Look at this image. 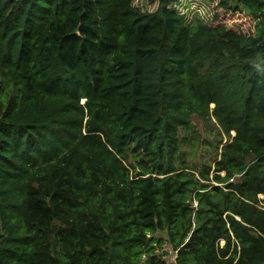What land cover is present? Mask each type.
I'll return each instance as SVG.
<instances>
[{
    "label": "trees",
    "instance_id": "1",
    "mask_svg": "<svg viewBox=\"0 0 264 264\" xmlns=\"http://www.w3.org/2000/svg\"><path fill=\"white\" fill-rule=\"evenodd\" d=\"M174 1L0 0V264H264V0Z\"/></svg>",
    "mask_w": 264,
    "mask_h": 264
},
{
    "label": "rangeland",
    "instance_id": "2",
    "mask_svg": "<svg viewBox=\"0 0 264 264\" xmlns=\"http://www.w3.org/2000/svg\"><path fill=\"white\" fill-rule=\"evenodd\" d=\"M217 4L218 0H175L174 3L169 6V9L180 15L187 23L199 20L204 24H211L214 16L217 14ZM157 5L158 0H132V6L142 12H153L156 10ZM232 17L231 24L238 25L244 31L250 30L253 26L244 15ZM190 122L194 128L195 135L187 136L188 140L183 142L182 150L184 152V161L192 168L191 173L194 174L195 178L198 177V171L201 170L204 165H209V167H211L210 175L212 176L213 166L227 138L218 127L217 129H212L209 123L204 124L196 115H191ZM212 122L216 125L215 120H212ZM216 131H220L222 136V142L217 144L218 148H216V142L218 141ZM231 135L233 136L234 133H231ZM133 170L134 169L131 171ZM239 180L240 177L235 178L234 183ZM196 205V202L192 203V206L196 207ZM153 237L157 240H164L166 239V233L157 232ZM220 245H223L222 241ZM156 254L160 255L167 263H175L176 254L168 248L167 244H165L162 249L157 247Z\"/></svg>",
    "mask_w": 264,
    "mask_h": 264
}]
</instances>
